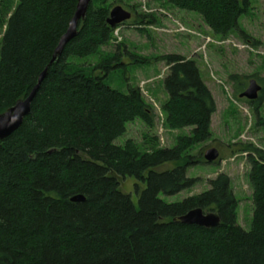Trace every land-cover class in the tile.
Instances as JSON below:
<instances>
[{
  "label": "trees",
  "instance_id": "1",
  "mask_svg": "<svg viewBox=\"0 0 264 264\" xmlns=\"http://www.w3.org/2000/svg\"><path fill=\"white\" fill-rule=\"evenodd\" d=\"M168 3L202 17L217 36L239 31L246 44L258 45L239 27L250 0ZM115 4L91 1L78 36L49 68L31 114L17 132L0 141V264H264L263 149L253 144L241 148L251 166L254 212L249 232L238 224V201L226 174L210 180L208 191L182 202L168 204L159 198L196 185L187 168L200 157L188 152L212 137L217 107L196 61L181 55L161 57L169 71L164 79L165 126L192 128L172 148H163L151 136L143 146L133 140L116 144L136 120L154 129L153 107L139 87L123 94L69 63V57H91L113 43L119 26L112 28L107 21ZM77 5L78 0H0L5 15L0 16V29L5 27L0 39V114L26 99L38 84ZM133 16L142 33L159 24L153 13L135 10ZM123 46L107 53L102 64L119 66ZM254 79L258 82L254 76L231 77L237 88ZM261 88L256 101L246 100L256 111L264 104ZM258 121L264 126V119ZM174 162L179 166L159 170ZM128 177L146 183L138 206L121 191ZM75 196L85 201L74 203ZM195 209L218 214L220 226L206 229L175 221Z\"/></svg>",
  "mask_w": 264,
  "mask_h": 264
},
{
  "label": "rangeland",
  "instance_id": "2",
  "mask_svg": "<svg viewBox=\"0 0 264 264\" xmlns=\"http://www.w3.org/2000/svg\"><path fill=\"white\" fill-rule=\"evenodd\" d=\"M109 4L121 6L129 12L155 14L159 24L147 27L142 33L132 23L134 16L125 25H120L114 32L113 43L102 48L97 55L85 58L69 57L70 64L85 69L94 77L101 78L107 86L127 94L129 87H139L146 102L156 114L155 128H148L140 120L127 125L126 133L116 140L123 145L133 140L144 145L147 136L157 137L163 148H172L181 136L190 135L192 128L172 130L165 126L163 104L168 95L164 88V79L169 71L161 57L181 55L188 60H195L201 77L208 81L216 103L217 111L212 118V137L207 142L198 144L188 153L200 157V162L187 168V177L198 182L191 189L175 196L159 198L168 203L202 194L210 189L209 181L218 174H226L231 179V186L238 201V224L246 232L251 230L254 212L253 189L249 180L251 166L248 155L241 152L242 145L253 144L264 150V126L259 119H264V104L255 108L247 104L240 95L249 86L237 88L232 76L257 77L264 87V0H250V9L239 20V27L258 45L251 46L244 42L239 31L228 37L217 36L195 13L174 8L168 0H108ZM0 16L5 15L0 13ZM5 27L0 29V39ZM123 44L122 63L103 65L107 53H117V47ZM144 59L147 62L138 63ZM113 67V68H110ZM239 98V99H238ZM216 148L220 153L214 163L205 162V153ZM179 166L177 162L167 164L160 171L172 170ZM146 183L134 177L122 181L121 191L129 195L138 206L139 195Z\"/></svg>",
  "mask_w": 264,
  "mask_h": 264
},
{
  "label": "water",
  "instance_id": "3",
  "mask_svg": "<svg viewBox=\"0 0 264 264\" xmlns=\"http://www.w3.org/2000/svg\"><path fill=\"white\" fill-rule=\"evenodd\" d=\"M91 1L92 0H78L76 12L66 33L60 38L49 65L40 75L38 84L34 87L29 96L24 100L17 101L12 108L0 114V141L11 137L15 132H17L23 125L24 120L31 114L32 102L35 99L42 82L47 77L49 68L63 55L67 45L78 36L79 23L86 20ZM131 19V12L125 10L121 6H116L110 11L107 23L110 27L115 28L125 24ZM261 90L262 88L258 82L255 79L251 80L246 91L240 95V99L256 101L259 98ZM219 157L220 153L216 148L208 150L204 156L207 163H214L219 159ZM84 201L85 198L82 196H75L72 198V202L74 203ZM175 221H179L184 225H195L206 229L217 228L221 224V218L218 214L204 213L201 209L192 210Z\"/></svg>",
  "mask_w": 264,
  "mask_h": 264
},
{
  "label": "crops",
  "instance_id": "4",
  "mask_svg": "<svg viewBox=\"0 0 264 264\" xmlns=\"http://www.w3.org/2000/svg\"><path fill=\"white\" fill-rule=\"evenodd\" d=\"M205 83L207 84L208 88L210 89V87H209V85H208V84H209L208 81H205ZM210 91H211V90H210ZM211 93H212V92H211Z\"/></svg>",
  "mask_w": 264,
  "mask_h": 264
}]
</instances>
